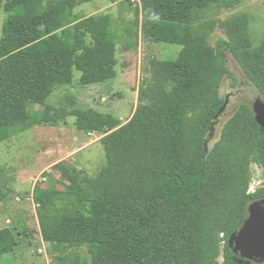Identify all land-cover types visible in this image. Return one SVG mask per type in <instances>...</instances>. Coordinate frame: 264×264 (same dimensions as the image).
<instances>
[{"label":"trees","instance_id":"obj_1","mask_svg":"<svg viewBox=\"0 0 264 264\" xmlns=\"http://www.w3.org/2000/svg\"><path fill=\"white\" fill-rule=\"evenodd\" d=\"M91 1L0 0L6 15L0 143L34 125L67 124L68 115L76 117L78 130L103 134L105 162L96 175L60 161L62 188L36 184L32 190L55 264H256L235 253L228 238L250 201L264 197V134L248 102L219 122L226 102L220 82L229 76L235 87L238 78L224 48L264 95V40L253 46L244 13L206 18L213 5L230 8L241 0H127L147 41L181 49L175 59L148 60L138 103L125 122L93 108L46 103L57 86L73 83L74 69L82 85L116 76L120 37L112 17L74 11ZM216 27L225 37L211 45ZM123 31L136 36L132 27ZM35 104L43 108L32 110ZM216 122L220 132L213 136ZM252 163L262 180L248 192ZM16 243L11 229H0V263ZM82 247L85 254L77 250Z\"/></svg>","mask_w":264,"mask_h":264},{"label":"rangeland","instance_id":"obj_2","mask_svg":"<svg viewBox=\"0 0 264 264\" xmlns=\"http://www.w3.org/2000/svg\"><path fill=\"white\" fill-rule=\"evenodd\" d=\"M74 11L86 16L106 13L112 17L120 37L115 53L116 76L103 83L82 85L78 81L81 72L74 69L73 83L57 86L46 103L67 109L93 108L102 113H111L125 122L132 116L138 103V88L146 75L144 67L148 60L151 57L175 59L181 46L147 41L139 27L133 24L135 14L127 0H92L78 5ZM241 13L247 15V29L253 46L260 44L264 40V0H241L230 8L213 5L206 18L218 22ZM5 16L1 11L0 36ZM126 26L132 27L136 36H125L123 30ZM221 37L225 35L216 27L208 36L209 43L215 45ZM222 56L227 59L230 70L238 73L239 81L246 80L247 77L227 49H222ZM227 81L228 77L220 82L223 94L230 90ZM73 99L72 104L70 102ZM236 100L231 95L219 122L232 114L231 109L237 105ZM42 108L39 104L32 105V110ZM75 118L68 115L67 124L60 123L57 126L34 125L0 143V183L9 189H4L6 196L0 200V229H11L17 241L11 252L2 255L0 264H55L49 244L42 239L32 190L36 184L62 188L57 181L62 175L55 167L60 161L90 175H96L105 162L104 149L99 142L103 134L78 130L74 125ZM217 123L212 126L213 136H218L220 132L221 125ZM251 169L253 176L248 190H254L262 180L261 168L252 163ZM45 172L50 176L45 175ZM77 250L80 254L87 252L85 247Z\"/></svg>","mask_w":264,"mask_h":264},{"label":"water","instance_id":"obj_3","mask_svg":"<svg viewBox=\"0 0 264 264\" xmlns=\"http://www.w3.org/2000/svg\"><path fill=\"white\" fill-rule=\"evenodd\" d=\"M249 105L260 132L264 134V97L251 100ZM225 106L226 102L220 111ZM228 245L241 257L256 264L264 263V197L250 201L247 215L240 226L229 235Z\"/></svg>","mask_w":264,"mask_h":264},{"label":"flooded vegetation","instance_id":"obj_4","mask_svg":"<svg viewBox=\"0 0 264 264\" xmlns=\"http://www.w3.org/2000/svg\"><path fill=\"white\" fill-rule=\"evenodd\" d=\"M234 73L238 75V73H236L235 71ZM226 77H228L227 84L230 90L225 95L226 102H227L225 108L227 107L228 99L231 97V95L234 96L235 99H237L236 100L237 105L231 109L232 113L235 111V109L239 106L241 102L249 103L251 102V100L258 98L259 96H261L262 98L264 97V95H261L260 93H258L254 85H252V83L247 78L246 80L239 81V76H238L235 87H231L232 79L229 78V76H226ZM261 264H264V263H261Z\"/></svg>","mask_w":264,"mask_h":264},{"label":"clouds","instance_id":"obj_5","mask_svg":"<svg viewBox=\"0 0 264 264\" xmlns=\"http://www.w3.org/2000/svg\"><path fill=\"white\" fill-rule=\"evenodd\" d=\"M250 191L253 192L254 190H248V192H250Z\"/></svg>","mask_w":264,"mask_h":264}]
</instances>
